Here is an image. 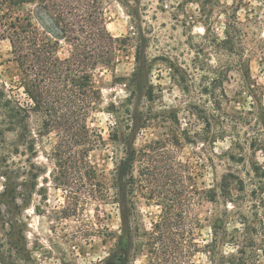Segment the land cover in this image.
Returning <instances> with one entry per match:
<instances>
[{
  "label": "rangeland",
  "instance_id": "1",
  "mask_svg": "<svg viewBox=\"0 0 264 264\" xmlns=\"http://www.w3.org/2000/svg\"><path fill=\"white\" fill-rule=\"evenodd\" d=\"M234 1L111 0L104 6L105 26L113 38L140 31L144 63L134 79L135 48L124 46L116 51L112 69L97 72L102 109L91 114L88 126L102 135L104 144L88 160L98 173L107 174L122 144L141 148L168 144L176 136L174 157L187 164L200 190L216 187L228 173L245 182L239 212L251 221L255 209L248 196V174L253 163H264L263 152L249 149L264 128V0H242L236 13L227 10ZM68 49L61 42L59 56L65 57ZM20 78L8 43L0 42V85L26 104ZM38 123L32 115L31 126ZM36 161L52 168L41 154ZM75 192L55 188L48 174L37 181L35 194L19 216L36 264H105L112 259L117 240L110 234L120 230L118 208ZM68 202L75 204V212L67 209ZM257 211L264 222V203ZM222 212L223 206L208 202L196 207L201 222L196 233L203 240H210L212 218ZM159 213V207L141 202L140 227L148 230ZM224 226L229 232L244 228L236 214ZM257 244L264 248V242ZM234 248L224 243L219 250L227 255ZM258 255L259 264H264L261 252ZM147 263L145 252L126 250L120 264ZM194 264L208 261L197 255Z\"/></svg>",
  "mask_w": 264,
  "mask_h": 264
},
{
  "label": "trees",
  "instance_id": "2",
  "mask_svg": "<svg viewBox=\"0 0 264 264\" xmlns=\"http://www.w3.org/2000/svg\"><path fill=\"white\" fill-rule=\"evenodd\" d=\"M110 1L0 0V42L9 45L27 100L21 103L13 90L0 85V264H36L19 216L35 194L37 181L47 174L57 189L76 188L75 195L118 208L120 230L110 234L117 241L105 264L122 263L126 250L145 252L147 264H194L197 255H204L208 264H259L258 253L264 259V248L257 243L264 242V222L257 206L264 203V163H253L248 174V196L255 209L248 221L239 212L245 182L228 173L216 187L200 190L187 164L174 157L176 136L168 144H122L107 174L98 173L89 162V154L104 144L102 135L88 126L91 114L102 109L97 72L112 69L116 51L124 46L135 48L134 79L144 63L140 31L122 39L107 31L104 6ZM241 3L235 0L227 10L236 13ZM61 42L69 48L65 57L58 54ZM32 115L39 119L36 128L31 126ZM45 144L49 150L43 149ZM249 149L264 153V128ZM40 154L52 168L36 161ZM141 202L160 208L148 230L138 221ZM202 202L223 206L212 218L209 241L196 233L201 222L195 211ZM72 206L68 202L67 209L75 212ZM235 214L244 228L229 232L224 223ZM224 243L236 247L234 252L222 255Z\"/></svg>",
  "mask_w": 264,
  "mask_h": 264
}]
</instances>
